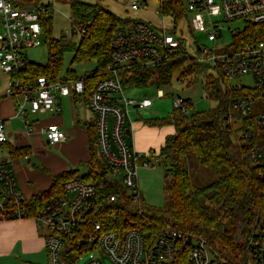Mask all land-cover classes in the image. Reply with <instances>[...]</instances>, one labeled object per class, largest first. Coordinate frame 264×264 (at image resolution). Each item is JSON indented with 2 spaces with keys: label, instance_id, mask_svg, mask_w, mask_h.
<instances>
[{
  "label": "built area",
  "instance_id": "obj_1",
  "mask_svg": "<svg viewBox=\"0 0 264 264\" xmlns=\"http://www.w3.org/2000/svg\"><path fill=\"white\" fill-rule=\"evenodd\" d=\"M157 13L163 18L158 25L142 19H126L114 31L112 38L113 62L108 75L90 85L84 79L67 82L36 76L25 81L18 70L28 62L26 50L42 45L45 33L44 19L52 18L51 3L43 0H0V69L9 76L5 96L14 99L16 113L24 119L28 132L33 128L26 117L28 113H47L60 110L61 97L74 95L87 101L94 114L98 158L103 163L105 176L111 185H118L125 195L99 191L94 182L80 176L63 184L62 191L32 208L21 196L10 163L0 160V220L32 218L39 227H45L47 264H174L186 255L190 264H232L223 256L220 247L206 238L189 236L182 230L168 227L152 238L132 222L127 226L115 225L118 214L116 205L141 203L139 169L159 163L157 152L143 153L127 140L131 112L153 105V99H136L125 95L123 84L128 82L125 73L132 69H156L175 56L188 52L193 61L211 68L220 80L232 81L251 76L255 87L264 88V0H188L185 13H192L191 30L206 35L211 46H197L192 54L185 39L178 33L180 21L165 11L166 0H158ZM133 9L144 3L132 2ZM165 16H170L172 26ZM236 21L244 23L243 29L233 28ZM249 23L260 24V37L242 44L240 33ZM85 27L79 26L80 34ZM227 31L231 42L227 41ZM232 49V50H230ZM207 75H212L211 73ZM241 87L242 85H236ZM159 89L157 97H164ZM253 98H242L236 109L244 117L251 115ZM174 108L188 115L191 102L184 97L174 99ZM231 123V119L229 121ZM257 122L264 130V112L257 115ZM51 144L66 141L65 130L58 124L44 128ZM251 133L247 131L244 138ZM5 122L0 118V144L7 142ZM249 159H264V144L249 152ZM245 264H264V217L248 243Z\"/></svg>",
  "mask_w": 264,
  "mask_h": 264
},
{
  "label": "trees",
  "instance_id": "obj_2",
  "mask_svg": "<svg viewBox=\"0 0 264 264\" xmlns=\"http://www.w3.org/2000/svg\"><path fill=\"white\" fill-rule=\"evenodd\" d=\"M72 16L85 27L80 34V42L75 50L74 61H95V68L83 77H78L70 70L67 81L84 79L92 85L106 77L108 66L113 62L112 38L115 29L126 19L99 4L81 0H71ZM165 11L172 14L176 21L182 19L185 13L183 0H166ZM52 18L44 19L43 26L47 35L48 59L46 64L28 60L25 67L17 74L25 81H31L36 76L44 75L57 79L63 66L64 46L60 40L51 37ZM260 24L249 23L240 33L242 44L256 40L260 35ZM199 65L193 61V56L185 52L175 56L156 69H132L125 73V79L139 86L148 83L169 85L178 75L180 80L190 79L188 85L197 80L201 73ZM205 86L216 93L221 99L219 105L212 110L183 114L177 109L165 118L147 120L151 126L172 125L175 132L166 138L164 145L158 150L159 163L166 168L168 183L165 194L168 205L166 208L150 207L144 204L141 196L140 206L130 207V202H119L116 205L118 219L115 225L127 227L131 222L139 227L149 237L160 235L166 228L182 230L189 236L206 238L214 246L220 245V250L228 262L245 264L248 253V243L256 227V221L264 217V159L253 162L249 152L258 144H264V130L257 122V115L251 114L242 119L240 130L232 129L230 108L242 98H253L264 104V88L242 85L238 87L229 81L220 80L213 75H206ZM223 84H222V83ZM0 94V100L5 98ZM94 127V144L91 146V157L87 161V172L81 175L87 181L94 182L99 195L105 193L125 192L118 185H111L104 171L103 163L98 158L96 146V128ZM249 131L251 136L244 138ZM235 133L236 139H233ZM8 146L12 156L28 154L27 147H16L9 142L0 144ZM194 153L200 164L212 167L217 173V179L202 187L192 184L186 156ZM158 163V164H159ZM77 170L59 173L53 177V183L48 190L42 191L34 198L26 201L36 208L49 197L62 191L65 181L79 176ZM25 201V199H24ZM230 220V226L226 221ZM174 264H190L187 256L182 255Z\"/></svg>",
  "mask_w": 264,
  "mask_h": 264
},
{
  "label": "rangeland",
  "instance_id": "obj_3",
  "mask_svg": "<svg viewBox=\"0 0 264 264\" xmlns=\"http://www.w3.org/2000/svg\"><path fill=\"white\" fill-rule=\"evenodd\" d=\"M45 3H51L50 11L52 17V31L51 37L60 40L64 46L63 51V66L59 73V78H66L69 71L73 70L78 77H83L90 71H92L96 64L95 61H74L75 50L80 42V31L77 20L72 16L71 0H43ZM88 3L99 4L104 8L113 11L118 16L125 19H142L150 22L154 26L158 25L159 21L163 18L162 14L157 13L159 7L158 0H81ZM139 1L144 3L139 9L132 8V2ZM187 5L188 0H184ZM183 19L177 28L179 34L185 39L187 47L192 54H197L198 44L211 46L206 35L196 30H191L190 24L192 19V13L187 12V17L183 13ZM167 24L172 26V20L170 16H165ZM233 28L243 29L244 23L242 21H236L232 25ZM46 33L42 35V45L38 47L28 48L25 52L29 60L46 64L48 59V45L46 42ZM231 33L227 31V41L231 42ZM232 50V49H230ZM202 70L196 81L188 85L190 79L195 77V74L189 79L180 80L176 75L172 83L169 85H157L151 82L145 86H139L135 82L129 81L123 84V90L126 96L136 99H142L143 97L152 98L153 106L141 111V116L145 120L152 118H165L168 117L174 109V99L181 96L187 98L191 102V108L189 114L195 112L209 111L217 107L221 101L219 97H216V93L209 91L205 86L206 75L211 73L215 78L219 79L213 69L203 65L200 67ZM9 76L0 69V94H5L8 86ZM222 83V82H221ZM223 84V83H222ZM233 85H245L255 86V82L251 76H243L236 78L232 81ZM159 89L164 91L165 96L162 98L157 97ZM88 115L90 111L87 110ZM264 112V104L260 100H254L252 103V110L250 114L259 115ZM133 113V112H132ZM137 115V114H135ZM243 115L238 112L236 106L230 108V119L233 130H237V134L241 136L242 131L240 126L242 123ZM225 124L229 120L223 119ZM129 136V135H128ZM233 139H236L235 133H232ZM44 151L60 154L54 145L47 144L45 141ZM137 150V149H136ZM7 150H2L0 146V156L7 155ZM63 156V155H62ZM64 157V156H63ZM65 158V157H64ZM30 159L43 169V165L33 155H30ZM186 164L189 172L191 182L196 187L206 186L217 179V173L212 167L204 166L199 163L194 153L186 156ZM79 173L84 174L87 169L84 166H78ZM166 168L161 161L155 166H141L139 169V186L140 192L145 205L156 208H166L168 205L167 197L165 194V186L168 183L166 178ZM107 176V175H106ZM138 204H133L132 207H137ZM231 221L227 220L226 225L230 226ZM220 247V245H219ZM221 248V247H220ZM88 254L83 255L82 259H79L78 263L83 264ZM107 264H114L109 259L105 260ZM252 264V263H251Z\"/></svg>",
  "mask_w": 264,
  "mask_h": 264
},
{
  "label": "crops",
  "instance_id": "obj_4",
  "mask_svg": "<svg viewBox=\"0 0 264 264\" xmlns=\"http://www.w3.org/2000/svg\"><path fill=\"white\" fill-rule=\"evenodd\" d=\"M55 80L67 82L59 77ZM58 105L60 110L56 112L28 113L26 117L33 128L32 132H28L24 119L17 116L14 99L5 97L0 100V118L5 122L7 142L16 147H27L30 151L28 154L12 156L8 146L0 145L2 150L8 152L5 156L1 155L0 160L11 164L17 188L25 201L48 190L55 175L77 170L81 177L83 174L79 173L78 166L87 169L86 163L90 160L91 146L94 144V114L85 99L74 95L61 97ZM141 111L131 112L132 122L127 140L143 153L158 151L166 138L174 134L175 128L172 125L151 126L142 118ZM50 124H58L65 130L66 141L49 143L44 128ZM45 141L54 145L60 154L45 152ZM30 155L40 161L43 169L35 163L33 166ZM47 234L48 230L39 227L32 218L0 220V264H47Z\"/></svg>",
  "mask_w": 264,
  "mask_h": 264
},
{
  "label": "water",
  "instance_id": "obj_5",
  "mask_svg": "<svg viewBox=\"0 0 264 264\" xmlns=\"http://www.w3.org/2000/svg\"><path fill=\"white\" fill-rule=\"evenodd\" d=\"M106 173V171L104 170L103 172H102V174H105Z\"/></svg>",
  "mask_w": 264,
  "mask_h": 264
}]
</instances>
